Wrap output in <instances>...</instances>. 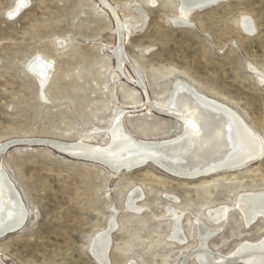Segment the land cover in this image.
<instances>
[{
	"label": "rangeland",
	"instance_id": "obj_1",
	"mask_svg": "<svg viewBox=\"0 0 264 264\" xmlns=\"http://www.w3.org/2000/svg\"><path fill=\"white\" fill-rule=\"evenodd\" d=\"M107 1L131 30L118 28L100 0H26L16 14L17 0H0V144L105 145L119 111L134 138L175 137L183 124L148 110V100L163 104L183 81L235 110L261 137L263 153L240 168L180 178L149 162L113 172L37 141L13 144L0 153V168L27 215L21 228L0 236V264H101L90 246L111 227L110 264H200L198 220L212 230L206 246L215 258L264 236V219L245 225L235 205L239 194L264 190V80L256 75L264 73V0H220L191 11L186 24L173 22L179 0ZM37 55L52 62L42 87L28 69ZM218 205L229 211L214 223L207 214ZM174 210L182 243L171 238Z\"/></svg>",
	"mask_w": 264,
	"mask_h": 264
},
{
	"label": "bare ground",
	"instance_id": "obj_2",
	"mask_svg": "<svg viewBox=\"0 0 264 264\" xmlns=\"http://www.w3.org/2000/svg\"><path fill=\"white\" fill-rule=\"evenodd\" d=\"M100 1L112 12L111 14L114 15L118 28L126 27L130 29L132 27L130 22L120 20L115 8L107 0ZM179 1V15L174 18L173 22L186 24L191 11L215 0ZM25 2L26 0H17L11 13L16 14L19 12ZM149 2L154 4V0H149ZM143 17L145 20L144 15ZM241 26L250 34L254 31V25L247 17H243ZM115 52L117 66L119 67L123 62V53L120 49ZM51 67L52 62L40 55H37L28 63L29 70L37 75L41 87L47 82ZM256 75L259 77L260 82L264 80V73L256 72ZM138 84L144 91L146 90L142 81H138ZM148 102V110L156 109L179 120L183 124L182 131L177 136L164 140L137 139L131 136L123 127L121 123L122 111H119L114 114L111 126L107 130L109 141L105 145L91 144L82 139L73 142L53 139L31 140L57 143L67 153L99 160L111 168L113 172L130 171L149 162L180 178H195L219 171L240 168L259 158L263 153L261 137L248 126L235 110L198 92L193 86L183 81L174 83L171 96L163 104L150 103V100ZM6 144L7 142L0 144V153L5 150L3 147ZM137 197L138 194L130 198L128 202L130 208L134 207L133 200ZM235 205L240 210L245 225H250V222L258 216L264 219V190L239 194ZM228 206L218 205L209 208V211L206 210L208 211L207 215L214 223L218 222L227 216ZM174 211H172L171 238L182 243L184 236L179 227V215L176 210ZM26 215L27 210L19 192L0 168V236L9 233L6 231L11 232L21 228L26 220ZM111 229L112 227L108 231L98 233L99 235L92 241L93 253L103 262L106 261L105 253L109 247ZM196 233L199 244L194 253L200 264L223 262L226 256L215 258V255L206 246V240L212 234V230L204 227L198 220L196 222ZM228 256L235 257L242 264H264V236L256 242H242ZM181 264H186L185 258Z\"/></svg>",
	"mask_w": 264,
	"mask_h": 264
},
{
	"label": "water",
	"instance_id": "obj_3",
	"mask_svg": "<svg viewBox=\"0 0 264 264\" xmlns=\"http://www.w3.org/2000/svg\"><path fill=\"white\" fill-rule=\"evenodd\" d=\"M218 1H220V0H215V1H213V2H211V3H207V4H203V5H201V6H199V7H196L195 9H199V8H203V7H205V6H209V5H212V4H215L216 2H218ZM29 69V68H28ZM31 73H33L35 76H36V78L38 79V77H37V75L32 71V70H29ZM18 142H33L32 140H29V141H11V142H8L3 148H7V147H9V146H11V145H13V144H16V143H18ZM36 142V141H35ZM37 142H40V143H42V144H44V145H48V146H50V147H52V148H54V149H56V150H58V151H63V152H66L64 149H62L57 143H54V142H47V141H37ZM69 154V153H68ZM72 155V154H71ZM80 157H83V156H80ZM84 158H87V159H91V160H96V159H93V158H89V157H84ZM96 161H99V160H96ZM99 162H101V161H99ZM104 164V163H103ZM108 169H110V170H112L111 168H109L107 165H105ZM113 171V170H112ZM6 232H10V231H6ZM110 239V238H109ZM108 250H109V247L107 248V251H106V253H105V262H103L101 259H99L97 256H96V254H94L93 253V251H92V244H91V246H90V251H91V253H92V255L94 256V258L96 259V260H98L101 264H110V262H109V260H108ZM235 260H238V259H236L235 257H233V256H228V257H226V258H224V261L223 262H220V263H218V264H222V263H226V262H231V261H235Z\"/></svg>",
	"mask_w": 264,
	"mask_h": 264
}]
</instances>
